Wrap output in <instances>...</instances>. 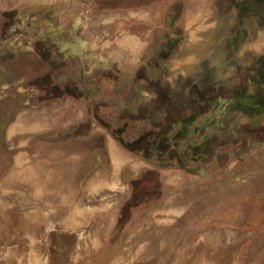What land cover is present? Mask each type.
<instances>
[{
	"label": "rangeland",
	"instance_id": "obj_1",
	"mask_svg": "<svg viewBox=\"0 0 264 264\" xmlns=\"http://www.w3.org/2000/svg\"><path fill=\"white\" fill-rule=\"evenodd\" d=\"M263 39L264 0H0V264H264Z\"/></svg>",
	"mask_w": 264,
	"mask_h": 264
},
{
	"label": "bare ground",
	"instance_id": "obj_2",
	"mask_svg": "<svg viewBox=\"0 0 264 264\" xmlns=\"http://www.w3.org/2000/svg\"><path fill=\"white\" fill-rule=\"evenodd\" d=\"M202 1V0H201ZM130 12H132V11H130ZM139 12V11H138ZM141 12V11H140ZM131 14V13H130ZM132 16H138V18L139 17H145V16H143V15H140V14H135V13H132ZM104 18V17H103ZM109 18V17H108ZM114 18V17H113ZM137 18V17H136ZM115 19V18H114ZM113 19V20H114ZM142 19V18H141ZM144 19V18H143ZM108 21V20H107ZM107 24V23H106ZM109 25V24H108ZM197 32V31H196ZM195 31H192L191 32V42H196V41H198V37H197V33H196ZM137 36V35H136ZM263 37V36H262ZM125 41L124 42H119V44H122V46L119 48V50L118 51H115L116 52V54H121L123 51H125V50H127V49H129V51H131V52H136V51H138L140 48H142V46L144 45L139 39H137V37L135 38H125L124 39ZM264 40V39H263ZM80 41V40H79ZM264 42V41H263ZM256 43V42H255ZM76 45V44H75ZM254 45V44H253ZM252 45V46H253ZM261 45V44H260ZM80 46V45H79ZM81 46L82 47H84L85 45H82L81 44ZM80 46V47H81ZM256 46H257V44H256ZM65 47V46H64ZM77 49V48H76ZM82 49V48H81ZM187 49V48H186ZM79 54H80V51H79ZM133 58H135V57H132V59ZM131 59V60H132ZM180 60V59H179ZM187 60V59H186ZM190 60V59H189ZM192 60V59H191ZM190 60V61H191ZM177 61H178V59H177ZM135 62V61H134ZM137 63V62H136ZM189 65V64H188ZM185 66V65H184ZM23 119V118H22ZM24 121V120H23ZM15 127H17L18 129H22L24 126L21 124V121L19 120L18 121V123H17V125L15 126ZM38 127V126H37ZM33 128V127H32ZM33 129H35V128H33ZM11 132H14V128H12L11 129ZM110 145H111V143H109ZM112 146V145H111ZM109 147V146H108ZM113 147V146H112ZM114 148H115V146H114ZM114 148L112 149L111 147H110V149H112V150H114ZM116 150V149H115ZM20 161V160H19ZM21 163V162H20ZM22 164V163H21ZM115 164V163H114ZM16 165H19V163L18 164H16ZM115 167H116V165H114ZM135 166V165H134ZM137 168V167H136ZM99 184V183H98ZM98 184H96V185H98ZM108 185V184H107ZM110 185V184H109ZM95 187V186H94ZM96 188V187H95ZM94 188V189H95ZM165 220V219H164Z\"/></svg>",
	"mask_w": 264,
	"mask_h": 264
}]
</instances>
